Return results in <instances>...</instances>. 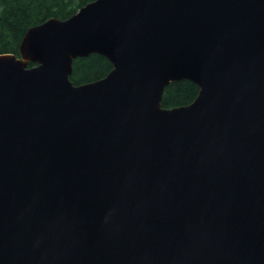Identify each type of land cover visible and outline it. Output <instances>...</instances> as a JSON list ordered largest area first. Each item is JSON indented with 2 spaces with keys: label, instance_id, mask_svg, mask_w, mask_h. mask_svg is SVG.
Masks as SVG:
<instances>
[{
  "label": "water",
  "instance_id": "1",
  "mask_svg": "<svg viewBox=\"0 0 264 264\" xmlns=\"http://www.w3.org/2000/svg\"><path fill=\"white\" fill-rule=\"evenodd\" d=\"M18 52L0 264H264V0H92ZM92 53L111 70L74 84ZM183 79L195 98L163 107Z\"/></svg>",
  "mask_w": 264,
  "mask_h": 264
},
{
  "label": "trees",
  "instance_id": "2",
  "mask_svg": "<svg viewBox=\"0 0 264 264\" xmlns=\"http://www.w3.org/2000/svg\"><path fill=\"white\" fill-rule=\"evenodd\" d=\"M92 0H0V53L18 55L25 31L49 18L66 19ZM33 63H28L31 65ZM112 68L103 55L92 53L72 61L70 79L81 84L99 79ZM198 86L190 80L170 82L163 91L161 105L172 107L190 103Z\"/></svg>",
  "mask_w": 264,
  "mask_h": 264
}]
</instances>
